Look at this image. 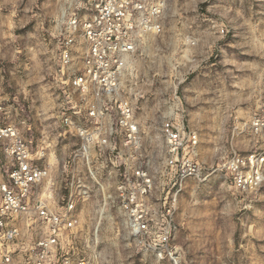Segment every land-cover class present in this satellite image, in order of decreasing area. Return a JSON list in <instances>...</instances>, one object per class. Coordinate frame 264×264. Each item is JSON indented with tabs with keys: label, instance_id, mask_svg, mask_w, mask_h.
Returning a JSON list of instances; mask_svg holds the SVG:
<instances>
[{
	"label": "rangeland",
	"instance_id": "obj_1",
	"mask_svg": "<svg viewBox=\"0 0 264 264\" xmlns=\"http://www.w3.org/2000/svg\"><path fill=\"white\" fill-rule=\"evenodd\" d=\"M85 15V0H0L3 121L35 153L45 151L58 183L77 143L66 117L80 112L89 124L85 101L59 65L68 22ZM121 97L141 129L140 144L129 150L132 168L149 164L163 189V128L171 123L197 135L192 158L202 175L168 200L176 233L166 252L131 234L116 213L97 212V197L82 206L77 252L102 264H264V186L238 191L223 170L234 152L264 148V135L250 129L256 115L264 118V0H169L163 31L144 40Z\"/></svg>",
	"mask_w": 264,
	"mask_h": 264
},
{
	"label": "built area",
	"instance_id": "obj_2",
	"mask_svg": "<svg viewBox=\"0 0 264 264\" xmlns=\"http://www.w3.org/2000/svg\"><path fill=\"white\" fill-rule=\"evenodd\" d=\"M85 1L87 15L67 24L59 65L69 89L85 101L89 124L80 112L65 119L77 143L60 183L45 151L35 153L17 126L3 121L0 103V264H102L76 249L82 206L94 197L97 212L116 213L131 234L148 236L145 243L164 253L176 233L173 201L202 175L192 158L197 135L171 123L163 128L169 153L163 189L149 164L131 167L129 150L140 144L141 129L121 92L146 37L163 31L169 0ZM250 129L264 135V118L256 115ZM223 170L238 191L262 188L264 148L234 152Z\"/></svg>",
	"mask_w": 264,
	"mask_h": 264
}]
</instances>
